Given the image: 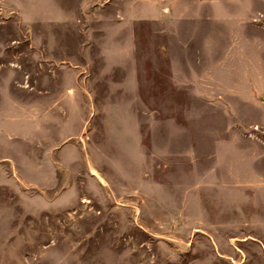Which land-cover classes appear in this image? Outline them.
<instances>
[{
  "label": "rangeland",
  "instance_id": "rangeland-1",
  "mask_svg": "<svg viewBox=\"0 0 264 264\" xmlns=\"http://www.w3.org/2000/svg\"><path fill=\"white\" fill-rule=\"evenodd\" d=\"M0 264H264V0H0Z\"/></svg>",
  "mask_w": 264,
  "mask_h": 264
}]
</instances>
